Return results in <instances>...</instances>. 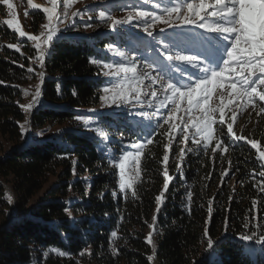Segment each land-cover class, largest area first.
I'll list each match as a JSON object with an SVG mask.
<instances>
[{
    "label": "trees",
    "instance_id": "16d2710c",
    "mask_svg": "<svg viewBox=\"0 0 264 264\" xmlns=\"http://www.w3.org/2000/svg\"><path fill=\"white\" fill-rule=\"evenodd\" d=\"M97 22L89 23L106 29ZM84 36L52 42L39 78L35 45L0 20V182L16 201L10 204L0 184V264H264V244L240 241L264 236V162L247 143L254 139L263 146L264 126H245V139L233 144L216 124L224 151L194 146L179 171L171 165L167 189V140L152 134L140 159L141 178L119 190L106 149L79 120L84 109L99 104L104 84L98 62L104 36ZM33 81H40L41 97L31 129L61 128L24 139L21 102L24 86ZM226 170L236 186L227 182ZM86 173L89 188L79 179Z\"/></svg>",
    "mask_w": 264,
    "mask_h": 264
},
{
    "label": "rangeland",
    "instance_id": "374dc122",
    "mask_svg": "<svg viewBox=\"0 0 264 264\" xmlns=\"http://www.w3.org/2000/svg\"><path fill=\"white\" fill-rule=\"evenodd\" d=\"M186 2L198 3V0H172V3H169V0H7V2L0 0V20L4 22L9 30L16 34L17 38L28 44H34L29 39L30 36H40L41 33H47L51 28H55L53 39L48 45L43 47L49 48V45L59 38L85 37L84 35L90 32L97 35L102 33V36H104L102 39L105 45L99 48L100 56L98 58L104 77L101 97L107 95L110 98L107 101L100 98L97 106L84 109L79 120L85 127V132L95 135L98 145L106 149V157L117 173L118 186L120 184L119 165L121 163L124 164L125 179L133 177L131 186L125 189H131L142 176L140 159L144 147L151 139L150 136L152 134L165 135L167 140L166 151L168 153V159L165 163L166 170L168 175L173 177L174 175H170L169 173L171 165L176 164L175 171H179L181 160L194 149V146L207 145L212 150L224 151L222 141L216 138V124L224 127L231 138L237 135L244 136L243 133L246 132L244 127L248 128L255 122L259 123L260 127L264 126V112H261V108L264 107V101L260 100L258 95L255 100L245 99L242 101V107L237 103L238 97L230 99V95L234 91L226 88V85L232 82L233 79L230 71H224L220 79L216 80L215 83H210V95L208 99L206 101L201 100L199 104L193 105L190 110L186 97L181 99L177 95L176 103L166 98L164 90L159 86V82L156 85H152L150 80H144L143 83H133L130 78H125L124 73H119L118 78L106 75L107 73L116 72L120 65L124 67L135 66L138 75L146 72L148 64L151 62L150 58L156 56L149 42L157 47L156 51L161 57L165 55L163 48L164 45H167L172 51H180L186 55L197 56L205 62L206 58L202 57V55H207L208 53L205 38L218 53L223 52L222 48L211 41L209 37L206 35L201 36L192 30L184 29L186 26L166 29L167 31L174 30V33L166 34V30L164 32L161 31L166 26L160 20L153 21L154 16L168 18V14L164 11L165 8L179 7ZM208 2L211 3V0H208ZM9 4L12 5L11 8L8 7ZM86 7L87 10H85ZM186 11L187 9L183 8L181 14ZM140 12L147 13V15L141 17L139 15ZM73 13H79V15L74 17ZM175 16L176 14H172L170 19L175 20ZM129 17L132 19L129 20ZM38 18H42V20L38 21ZM8 20L15 21V24L11 26L7 25L6 21ZM91 20H97L100 22L99 24L106 23V29L103 28L104 26H91V23H89ZM142 20H147L151 25L148 30L153 32V36H147V33L144 31L145 25L140 22ZM114 21H119L120 23L114 25ZM17 24L20 26L19 30L26 33L25 37H20L19 32L15 30ZM46 25L47 27H45ZM65 25L68 26L65 27ZM34 26H37L35 30L33 29ZM73 31L78 32V35L72 33ZM216 35L215 38L217 40H223L228 43L219 33H216ZM142 37L151 40L147 41L148 45L147 43H143V41H137V38ZM168 54H171V52ZM213 55L216 56L215 54ZM132 60H135V65L130 63ZM144 60H147V65L142 64ZM160 60L163 61V59ZM33 64L38 66L36 68L37 75L43 71V67L38 60ZM178 64L180 62H169V72L174 71ZM227 67L231 69L236 66L230 64ZM181 70H183L182 66ZM127 75L131 77V73ZM151 75L155 76L156 73L152 72ZM140 79H143L142 75ZM33 82L24 86L23 101L21 102V107L29 104L33 105L28 111L22 107L26 118L23 126L24 139L31 137L32 133V137H45L48 133L58 131L61 128L60 126H56L48 129V126H46V129L41 132L31 129L30 119L41 97L40 81L38 83ZM221 83L225 84L224 89L219 87ZM105 87L112 91L105 93ZM130 87L140 90L141 103H137L133 98L134 94L128 92V103L119 102L112 104L111 96L113 91H127ZM261 87L257 85V92L261 90ZM37 88L40 89L39 95H37ZM153 91L157 92L158 96L153 97L151 95ZM170 96L171 94L169 93ZM221 101L224 104L223 122L220 121ZM161 103H163V107H161ZM206 108L209 110L215 109V111H210L211 119L214 121L212 123V136L207 141H204L202 136L193 135L196 129L192 125L196 123L197 119H203ZM140 111L146 112L148 115H139ZM229 123L233 125L231 133L228 132L227 125ZM259 126L256 125L255 127L259 128ZM141 130L144 133H141ZM198 140L201 141L200 144L196 143ZM256 142L255 148L257 154L264 162V156L261 155V153H264V145L261 146L259 140H256ZM189 149L191 151H188ZM137 151H139L138 159L136 156ZM223 175L227 177V182L231 186L237 185L232 178V174L227 170ZM79 179L81 184L86 181L85 183L87 184L85 186L89 188L92 180L89 173L81 175ZM0 184L7 191L9 202L13 206L16 202L13 193L7 184L2 182ZM261 184L264 185V181ZM125 189L122 191H125ZM119 190H121L120 187ZM86 192L87 194L90 193L88 189ZM41 195L42 193H39L35 198L30 200L29 204L33 203ZM1 216L2 212H0ZM153 231L152 229L149 233H153ZM240 241H248V244H256L257 246L264 244V241L257 243L258 240L253 239ZM151 243H153V235ZM208 250V248L205 249L203 253H206Z\"/></svg>",
    "mask_w": 264,
    "mask_h": 264
},
{
    "label": "snow or ice",
    "instance_id": "6c2138e0",
    "mask_svg": "<svg viewBox=\"0 0 264 264\" xmlns=\"http://www.w3.org/2000/svg\"><path fill=\"white\" fill-rule=\"evenodd\" d=\"M7 2V0H5ZM172 3V0H169ZM9 8L12 7L11 4L8 5ZM186 8L187 11L182 13V9ZM87 10V7L85 8ZM168 14V18L154 16L153 21L160 20L165 26V29H161L164 32L166 29L177 27V26H187L195 25L200 29L209 32L219 33L224 40L228 41V47L225 50V55L227 58H222L223 65L225 66L219 72L216 68L210 67L206 62L200 60L197 56L186 55L180 51H172L167 45H164L162 55L163 61L159 59L161 56H155L150 58L151 62L148 64V70L140 75L137 74V69L133 67H124L120 65L116 72L107 73L118 78L119 73H124L126 79H131L133 83H143L144 80H150L152 85H156L159 82V86L164 90L165 97L170 99L173 103H176L177 95L183 99L187 98L189 104V110L193 105L199 104L201 100H207L210 95L209 84L215 83L216 80L223 76L224 71H230L232 74V82L226 85L227 89L234 90L231 95L232 97H238V104L242 107V101L245 99L255 100L256 96L264 101V0H198V3L186 2L179 7H167L164 10ZM172 14H176L175 20H171ZM79 13H73V16H78ZM139 15L144 17L147 13L140 12ZM132 18L129 17V20ZM51 22V18H50ZM145 25L144 31L147 36H153V32L148 29L151 25L147 20L140 21ZM7 25L11 26L15 24V21H6ZM71 23V22H70ZM114 25L119 24V21H114ZM68 25H65L67 27ZM47 27V25L45 26ZM20 26L17 24L15 30L19 32L20 37H25L26 33L20 31ZM55 28L49 29L47 33H41L40 36H30L35 47L38 51V56L36 59L43 66L46 54H48L49 49L43 47L48 45L53 39V33ZM230 45V46H229ZM138 47V46H137ZM171 52V54H168ZM180 62L175 67L174 71L169 72V62ZM95 62V61H94ZM186 62V63H184ZM132 65H135V60L130 61ZM235 65V68L229 69L228 65ZM181 66L183 70H181ZM31 71V69H29ZM155 72L156 75L152 76L151 73ZM131 73V77L127 74ZM40 77L44 76L43 71L38 73ZM142 75L143 79H140ZM257 85L262 86L261 90L257 92ZM221 89L225 88V84L221 83L219 85ZM112 91L111 89L105 87L104 92L108 93ZM128 92L134 94L133 98L137 103L142 102L141 93L138 88H129L127 91H113L111 96L112 104H117L119 102L128 103ZM169 93L171 96L169 97ZM40 94V89L37 88V95ZM153 97L158 96V93L153 91L151 93ZM110 97L105 95L101 99L107 101ZM35 99V97H33ZM151 103V102H149ZM223 101L220 105V121L223 122ZM26 111L30 110L33 105L29 104L27 106H22ZM163 107V103H161ZM131 111V110H130ZM210 111H215V109L209 110L205 109V114L203 119H197L196 123L192 125L195 127L196 132L193 134L202 136L204 141H207L212 136V123ZM261 112H264V107L261 108ZM139 115L147 116L148 113L140 111ZM228 132L231 133L233 125L229 123L227 125ZM244 136L237 135L232 138L231 142L235 144L237 141L244 140ZM151 143V141H149ZM200 144L201 141H196ZM252 148L256 147V140L247 141ZM207 147V145H205ZM167 148V146H166ZM188 151H191L189 149ZM215 151V149H213ZM264 156V153H261ZM137 159L139 158V151L136 153ZM168 153L165 152L164 160L167 161ZM179 167V165H178ZM120 168V184L121 190L131 186V181L133 177L125 179L124 164L119 165ZM261 177H264V172L260 173ZM172 179L165 171L164 173V188L167 189L169 181ZM163 192L156 197L157 202L161 200ZM212 204V201H209ZM209 213H212V208H209ZM157 217L153 216V225L156 222ZM207 223V221H206ZM149 225V227H153ZM227 226V224H226ZM205 235H207V229L205 230ZM112 236L116 235V232L111 233ZM153 233L150 232L146 238L149 243H151V237ZM245 240L251 239L247 235L242 237ZM264 241V236H261L257 243ZM209 246L213 244L211 239L208 240ZM149 260L152 257H148Z\"/></svg>",
    "mask_w": 264,
    "mask_h": 264
}]
</instances>
